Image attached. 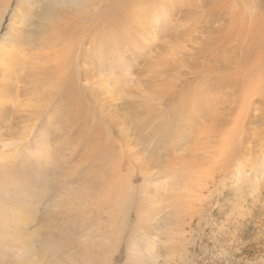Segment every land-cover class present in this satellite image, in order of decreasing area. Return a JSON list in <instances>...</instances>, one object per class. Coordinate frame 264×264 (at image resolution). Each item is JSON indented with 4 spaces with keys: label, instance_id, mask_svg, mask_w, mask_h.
Segmentation results:
<instances>
[{
    "label": "rangeland",
    "instance_id": "1",
    "mask_svg": "<svg viewBox=\"0 0 264 264\" xmlns=\"http://www.w3.org/2000/svg\"><path fill=\"white\" fill-rule=\"evenodd\" d=\"M33 1L36 4L41 0ZM213 1L106 0L99 3L97 0L96 14H92V20H89L92 25H87L89 22L84 20L85 26L82 19H78L74 32L67 34L64 30V35L58 38L55 35L61 30L56 23L66 24L70 20L55 14L54 31L50 33L52 39L45 38L47 33H43L28 43L30 36L27 33L33 29L30 25L37 18L39 5H33L26 11L27 30L23 37L14 33L16 37L10 21L24 0L22 3L9 0V5L8 0H0V17L4 14L0 23V46L6 38L9 42L18 40L23 65L16 70L21 73V88L23 79L26 87L22 93L16 94L17 86L10 87L15 79L4 78V65L0 63L3 98L0 100V137L6 139L7 136L15 144L18 143L16 139L22 141L21 144H13L11 150L7 149L5 153L0 147V264H264V96L260 97L264 94L263 89L260 91L264 84V0ZM195 4H201L203 17L213 21L204 23L201 28H194L193 31H198L191 36L193 31H187L190 35L184 34L183 25L189 9L193 11L196 8ZM57 6L60 7L59 4ZM97 6L104 8L98 12ZM208 6L229 9L207 13ZM244 7L247 9L241 12L244 16H241L242 22L237 14ZM63 9L65 14L69 13L67 8ZM232 10L235 20L237 18L242 27L245 20L246 27L249 26V30H246L250 31L251 36L246 33L247 43L237 40L230 45L232 48L227 47L228 52L226 46L219 48V63L217 58L207 61L205 56L203 59L204 65L216 70L203 68L202 73L196 72L198 61L192 60L186 53L181 54L179 50L185 52L191 49L193 44L200 41L196 36L201 33L207 38L214 37V44H218L220 33H215L214 28H225L226 19L223 21L222 17H229L233 14ZM72 12L77 16L83 15L74 10ZM102 15H107L105 28L101 24L103 18L99 17ZM197 15L194 14L193 21ZM19 24L14 23L15 26ZM231 24L230 28H233ZM21 25L24 27L23 22ZM251 26L255 33L250 30ZM70 36L78 54L76 90L83 94V87L89 85L86 96L90 97L82 114L85 118L89 112L92 119L88 125L79 122L75 127L73 142L63 144L69 151L75 152L73 166L64 169L62 165H54L62 169L63 176H59L61 173L58 171L61 170L57 169L45 177L47 180L39 181L33 164L53 146L46 148L49 144L41 146V142H34L39 135L43 141L50 139L55 126L46 123L49 112H44L26 140L20 137L22 131L31 126L33 110L43 103L45 92L40 84L36 89L30 85L46 81L44 73L49 57L32 53L47 49L43 46L46 41L52 49H59ZM239 43L244 45V50L249 49L241 54ZM169 45L178 47L177 53L171 49L168 51ZM260 48L262 50L258 52H262V56L260 54L255 61ZM163 55H166L164 66L154 64L152 67L151 64ZM226 55L232 59L228 60ZM83 58H88L89 66L95 69L92 82L81 80L79 66ZM235 80H239L240 85L244 84L237 93L231 86ZM159 81L166 84L164 90L173 82L180 84L181 81L182 89L190 86L194 92L201 94L199 100L192 104L193 108L198 109L194 123L180 122L181 127L192 133L194 125L205 124L206 120L207 126H212L208 122L209 117L203 113L207 108L215 112L220 123L216 132L207 137L200 135L195 144L187 145L170 139L173 134L169 133V122L158 116L162 111H173L174 117H179V113L182 114L181 96L178 92L166 100L159 98L156 94V83ZM207 87H211V91ZM63 99L65 106H69L66 98ZM78 100L81 101V98ZM68 102L75 104L74 100ZM249 102L251 105H247ZM56 103L63 108L59 100L55 99ZM65 110L59 114L58 109L51 110L56 122L61 115L67 114V108ZM144 112L151 114L150 119L153 120H147L140 126ZM241 114L244 127L250 128L249 134L243 133L242 144L238 143L239 151L246 153V146L250 147L249 153L244 155L236 154L237 146H234L237 145V118ZM250 115L255 118L251 119L248 117ZM258 115H262V120L256 119ZM140 131L145 133V137L140 135ZM151 131L154 134L150 135ZM173 144L176 147L170 154L155 158L168 145L173 148ZM82 145L87 149L84 150ZM49 150L51 154H57L56 148ZM37 156H40L38 160ZM99 157L107 165L92 166ZM90 163L92 167L88 166ZM171 163L175 166H171ZM144 165L148 168L143 169ZM118 183L123 184L122 196H126H121L123 206L112 205L115 195L111 188L119 189ZM72 203L76 208L72 207ZM80 208L84 213L79 214ZM50 216L53 219L49 220Z\"/></svg>",
    "mask_w": 264,
    "mask_h": 264
},
{
    "label": "bare ground",
    "instance_id": "2",
    "mask_svg": "<svg viewBox=\"0 0 264 264\" xmlns=\"http://www.w3.org/2000/svg\"><path fill=\"white\" fill-rule=\"evenodd\" d=\"M23 1V0H22ZM21 0H19V2L22 3ZM97 0H41L40 3H36L38 6V12H37V18L34 20V22H31V25L30 27L33 28L32 30L29 29L28 30V33L30 38H28V43H30L32 41V38H34L35 36H37L38 34H43V33H47L46 37L45 38H49L50 40L52 39V34L51 31H54V27H53V24H54V19H53V16L55 14H59L61 15L62 17H67L70 21L68 23H56L58 26L57 28H59V31L60 33L58 32L55 36L59 38V35H64L65 32H74V30L76 29V24H77V21L78 19L81 20L84 22L87 21L90 24L92 25L93 23H91V21L89 20H92L91 16L92 14H96L94 12V10H97L95 9L96 8V2ZM103 1H106V0H98L99 3L103 2ZM236 1V0H235ZM248 1V0H247ZM97 2V3H98ZM215 2V0L213 1ZM238 2V1H237ZM236 2V3H237ZM252 2V1H250ZM254 3V2H253ZM7 4L9 5V0L7 2ZM35 2L33 0H24V3L21 5V8L18 9L14 15L12 16L13 18V22H20L19 25L15 26L14 23L12 22V18H11V25L13 26L12 27V32L13 34L16 33L19 35H21V37H23V33L26 32L25 28H27V24H26V17H27V12L28 10H30L33 5H36ZM60 5V7H58L57 5ZM241 4V3H240ZM249 4V3H248ZM247 4V5H248ZM196 5V8L189 12V15L185 18V22H184V29L186 30H183L184 34H187V35H190L188 32L190 31H193L194 28H201L203 26L204 23H208V22H211L213 20H208L209 17L207 18H204L203 17V13H201L200 9L203 8V6L201 4H195ZM104 6V5H103ZM67 8L69 13L65 14L64 12V9L63 8ZM98 7V6H97ZM238 7V6H237ZM236 7V8H237ZM255 7V6H254ZM104 7H102L101 9L98 7V12H100ZM191 8V7H190ZM198 9V10H197ZM227 10L229 8H223V6H216V7H212V6H208V9L205 11L207 13H213L214 12H217V10ZM247 8L244 7V9L242 10H238L239 13L237 15L240 16V18H242L241 16V12H243L244 10H246ZM75 11L77 14L81 15V16H77L74 12L72 11ZM174 8H172L171 11H173ZM250 10V9H249ZM5 12V10H4ZM3 12V13H4ZM97 12V13H98ZM188 12V11H187ZM187 12H185V15L187 14ZM233 14H231L229 17H225L223 16V21H225L226 19V27L225 28H222V26L220 27H215V33H220V36L218 37L219 39L218 40V44L215 43L214 44V37H210V38H207V36H204V33H201L199 34V36H196L200 41L193 44L191 46V49L189 50H186L185 52H182L183 50H179L181 52V54L183 53H186L188 55H190V57L192 58V60H195V61H198L197 65L195 66L196 67V72L198 73H202L203 71V68H205L206 70L210 71V70H213L215 71L216 69L215 68H210L207 64H203V59L206 58L205 56H207V61H209L210 59H216L217 58V50L219 48H222L223 46H226V51H227V47H230L231 44H235V42L238 40V42H240L241 40L242 41H246L245 43H247V34L246 33H249L250 35V31L248 32L249 30V26L246 27V20L244 22V27H242V25L237 22V18L235 20V13H234V10H232ZM206 13V14H207ZM194 14H198L197 15V19L195 17V21L194 20ZM245 15H247V13L244 12ZM249 14V13H248ZM251 14V13H250ZM3 16L4 14H2V16L0 17V23L3 19ZM98 17V15H96ZM95 16V17H96ZM106 16L107 15H102V16H99L101 18H103V20H101V24L103 26V28H105L107 26V23H104V21H106ZM254 16V13L253 15ZM216 16H214L215 18ZM244 17V16H243ZM250 17V16H249ZM17 18V19H16ZM239 18V17H238ZM246 18V17H245ZM95 19V18H94ZM248 19V17H247ZM250 20V18H249ZM253 20V19H252ZM179 21V20H178ZM231 21V22H230ZM241 21V19L239 20ZM254 21V20H253ZM24 23V27L21 25V23ZM180 22V21H179ZM242 22H243V18H242ZM255 22V21H254ZM230 23L231 26H234L233 28H230ZM250 23H251V20H250ZM250 23H248L250 25ZM229 24V25H228ZM255 24V23H253ZM261 24L258 23V25ZM37 25V26H36ZM84 25L86 26L85 22H84ZM19 26V28H18ZM255 26V25H254ZM257 26V25H256ZM260 26V25H259ZM258 26V27H259ZM92 27V26H91ZM224 27V25H223ZM252 27V26H251ZM246 28H248V30H246ZM261 28V27H260ZM256 29V27H255ZM65 30V32H63ZM252 30L253 32V27L250 29ZM264 30V29H263ZM15 31V32H14ZM188 31V32H187ZM198 30H194L192 33H191V36H193V33H196ZM233 31H236L235 33ZM251 32V33H252ZM264 32V31H263ZM255 33V32H253ZM16 34H14L16 36ZM66 35V34H65ZM238 35V36H236ZM248 35V36H249ZM251 36V35H250ZM255 36V35H254ZM253 36V37H254ZM17 37V36H16ZM64 37V36H63ZM84 37V36H83ZM82 37V38H83ZM209 37V36H208ZM252 37V38H253ZM259 37V36H258ZM261 37H262V34H261ZM42 40L45 41V38L42 36L41 37ZM80 38V37H79ZM204 38H207V39H204ZM249 38V37H248ZM255 38V37H254ZM260 38V37H259ZM258 38V39H259ZM20 40V39H19ZM249 40H252L249 38ZM257 40V39H256ZM18 40H12L11 42L7 41V38L1 42V46H0V54H1V58H0V63L1 65H4V73L6 74L4 76V78L6 77H11L13 79H15V81L11 84L10 87H14V86H17L18 90L15 89V93L16 94H19V93H22L23 90H25V80L23 79V87L21 88L20 84L22 83V78H21V73L19 74L16 70V68L23 65V55L19 54V52H22L21 50H18ZM53 41H54V38H53ZM201 41H204V43H200ZM251 42V43H250ZM248 43H250L252 45V41H250ZM255 42V39L254 41ZM63 43V42H62ZM243 43V42H242ZM242 43H239L238 45H241ZM54 44V42H53ZM213 44H214V47H213ZM233 44V45H234ZM237 44V43H236ZM45 48L47 49H42L41 51H38V52H35V53H32V54H35L39 57H44V58H47L49 57L48 62L49 64L47 66H45V79L46 81H41V82H37L35 84V86H31L33 89H36L38 88V84H40L41 87H43L45 89V92L43 94V97H42V100H43V103H41L39 106H37L34 110H33V114L31 116V126L30 127H27L26 129H24L22 131V136L21 139L23 140H26L27 136H29V133L31 132V129L32 127L36 124V122L38 121V119H40V117H42L44 115V112H49L48 113V116L46 118V123L47 124H50L53 129H52V133H53V136L46 140L44 139L43 141V138H41L42 136L39 135L38 137V140H36L34 142V144L38 141V142H41V146H46V144H49L46 148H49L50 146H53L52 148H56V152L57 154H51V152H48L49 149H47V154L42 158L40 159L36 164H33V166L35 167V172L37 173V175L39 176V181H44V180H47L46 178L48 177L47 175L48 174H51L54 172V171H58V170H61L58 171V173H61L59 176H63V173H62V169H59L58 167H55L54 165H58L61 167V165L65 168H69V167H72L73 166V155H75L74 151L73 150H68V148H65L64 147V143H68V142H73L72 140L75 138V127L79 124V122H82L81 125H88L89 122H90V119H92L90 117V115L87 113V115L85 116V118L83 117V114L84 113V110H85V107L87 106V102H88V98L90 97H87L86 94H87V87L89 86L88 84L86 86H84L83 88V94L77 92L76 88H77V79H78V74H77V70H76V62L78 63V54L77 52L75 53V50H74V46H75V42L73 41V38L70 36L69 37V40L67 41V43H64L63 46L59 49H52V46L49 44V42H45L44 45H43ZM89 46V45H88ZM173 45H169L168 46V51H171L174 50L176 53H177V49H179L178 47H170ZM178 46V45H177ZM244 46V45H243ZM243 46L241 45L240 46V51H241V54L242 52L248 50H244L243 49ZM247 46V45H246ZM247 47H250L249 45ZM253 46V45H252ZM170 47V48H169ZM182 47V46H181ZM180 47V48H181ZM234 47V46H233ZM236 47V46H235ZM225 48V47H224ZM232 48V47H230ZM239 49V48H237ZM236 49V52L238 51ZM250 49H253V48H250ZM230 50V49H229ZM233 50V49H231ZM235 50V49H234ZM261 51L262 49H258V51ZM52 51H54V53H52ZM239 51V52H240ZM252 51V50H251ZM222 52V51H220ZM225 52V51H224ZM228 52V51H227ZM250 52V51H249ZM255 52V51H253ZM255 52V53H257ZM262 53V52H261ZM261 53H257L255 55V61L257 60V58H260V54ZM169 54V53H167ZM166 54V55H167ZM229 54V53H227ZM166 55H163V56H159V58L157 59V61L155 63H152L151 66L153 67L154 64L155 65H158V66H164L165 64V56ZM231 55V54H230ZM230 55H226L228 56L229 58H227L228 60H231L232 58L230 57ZM219 56H223V55H219ZM224 56H225V53H224ZM232 56H234L232 54ZM262 56V54H261ZM187 58V57H186ZM243 58V57H242ZM263 58V57H262ZM218 59V62L219 63V58ZM224 59V58H222ZM221 60V59H220ZM225 60V59H224ZM237 60V58H236ZM235 60V61H236ZM259 60V59H258ZM226 62V61H225ZM260 62V61H258ZM5 63V64H4ZM211 63V62H210ZM222 63V62H221ZM220 63V65H221ZM194 64V63H193ZM191 64V66L193 65ZM225 64V63H224ZM229 64V63H228ZM234 64V63H232ZM101 65V64H100ZM219 65V66H220ZM239 65V64H238ZM260 65V64H259ZM218 66V65H217ZM236 66V65H235ZM80 67V73H81V80L82 82H92L93 80L91 79L93 76H94V71L95 69L92 67L89 66V59L88 58H83V63ZM83 69H82V68ZM225 67V65H224ZM230 67H231V63H230ZM248 67V66H247ZM254 67V66H253ZM233 68V67H232ZM231 68V69H232ZM82 69V70H81ZM230 69V68H229ZM234 69V68H233ZM237 69V66L235 67V71ZM222 70V69H221ZM226 70V69H225ZM225 70L223 69L222 71L225 72ZM238 70V69H237ZM251 70H253L251 68ZM221 71V72H222ZM227 71V70H226ZM234 71V70H232ZM246 71V70H245ZM244 71V73H245ZM3 71H1V74H2ZM179 74H181V70L178 71ZM219 72V71H218ZM248 72V71H247ZM96 73H97V70H96ZM232 73V72H231ZM236 73V72H235ZM155 74V73H154ZM239 74V73H238ZM243 74V73H241ZM249 74V73H248ZM99 75V73H98ZM105 77V76H104ZM235 77V75L232 77V82L233 81V78ZM240 77V76H239ZM248 77V76H247ZM263 77V76H262ZM3 78V79H4ZM212 78V77H211ZM214 78V76H213ZM212 78V79H213ZM243 78V77H242ZM264 78V77H263ZM219 79V78H218ZM207 80V79H206ZM214 80V79H213ZM212 80V81H213ZM220 80V79H219ZM218 80V81H219ZM4 81V80H3ZM7 81V80H6ZM106 81V80H105ZM131 81V80H130ZM149 81V80H148ZM229 81V82H231ZM236 81V80H235ZM243 81V80H242ZM251 81V80H250ZM9 82H12V81H9ZM44 84H41L43 83ZM137 82V81H136ZM173 82V81H172ZM216 82H217V79H216ZM225 82V81H224ZM247 82V81H246ZM7 83V82H6ZM97 83V82H96ZM106 83V82H105ZM113 83V82H112ZM111 83V84H112ZM139 83V82H138ZM213 83V82H212ZM226 83V82H225ZM228 83V82H227ZM249 83V82H248ZM9 84V83H7ZM100 83H98V86H99ZM171 84V83H169ZM205 84V83H204ZM215 84V82H214ZM213 84V85H214ZM232 85V88L234 90L235 93L238 92V90H242L244 84L242 83L241 85L239 84V80H237L235 82V84L233 85V83H231ZM116 85V84H115ZM133 85H136V83H134ZM156 85L158 86V90L156 91V94H158L162 99V97L165 99V98H168L169 96H173V95H176L178 92H180V96H181V102H180V105H181V113H179V117H174V112L173 111H170L169 113L168 112H164L162 111L163 113H161L158 118H162L163 121H168L169 122V128H171L170 132L172 137H170V139H174L177 143L178 142H184V144H190V143H197V140L199 138L200 135L202 134H205V137H207L208 135H211L213 133L216 132V129L219 128L220 126V123L218 122V119L216 118V115H215V112L214 111H208V109H204L203 110V113L205 116H208L209 117V124L212 125V126H207V120H206V123H202V125H194L193 126V129H192V133L188 132L187 130H185L183 127H181V124L184 123V124H187L188 121L191 122L192 124L194 123L195 121V116L194 115H198V109H195L193 108L192 104L197 102V100H199V98L201 97V94H198L199 92H194V89L190 88V86H188L185 90L182 89L183 88V85H182V82L180 81V84L178 83H174L172 85H170L169 87H167L168 89H165L164 90V84L162 81H159L158 83H156ZM210 85H211V82H210ZM226 85V84H224ZM7 86V85H6ZM112 86V85H111ZM122 86V85H121ZM217 86V84H216ZM263 87L260 88V91H262V89L264 90V84L262 85ZM5 87V86H4ZM109 87V86H108ZM196 87V86H195ZM211 89V87H209ZM207 87V89H209ZM216 88V87H215ZM219 88V86H218ZM217 88V89H218ZM225 88V86H224ZM228 88V87H227ZM4 89V88H3ZM6 89V88H5ZM114 90V87L112 88ZM133 89V88H132ZM206 89V88H205ZM209 89V90H210ZM131 90V89H130ZM203 90V89H202ZM220 90V89H218ZM216 90V91H218ZM224 90V89H223ZM222 90V92H223ZM232 90V91H233ZM95 91V90H94ZM109 91V90H108ZM132 91V90H131ZM205 91V90H204ZM211 91V90H210ZM212 91H214L212 89ZM259 91V90H258ZM259 91V92H260ZM1 82H0V100L1 99ZM136 92V91H135ZM215 92V91H214ZM220 92V91H219ZM264 92V91H262ZM90 93V92H89ZM100 93V92H99ZM137 93V92H136ZM196 93V94H195ZM204 93V92H203ZM212 93V92H211ZM15 94V95H16ZM98 94V93H97ZM216 94V93H215ZM232 94V93H231ZM254 94V93H253ZM261 94V92H260ZM92 95V94H90ZM101 95V94H100ZM115 95V94H114ZM113 95V96H114ZM18 96V95H17ZM107 96V95H106ZM192 96V97H191ZM208 96V95H207ZM215 96V95H214ZM264 94H262L260 97H263ZM115 97V96H114ZM250 97V96H249ZM58 98V99H57ZM63 98H66L65 101H67V103L69 104V106H65V103H64V99ZM78 98H81V101L78 100ZM92 98V97H91ZM173 98V97H172ZM178 98V97H177ZM180 98V97H179ZM210 98V97H209ZM214 98V97H213ZM264 98V97H263ZM55 99L56 100H59L61 102V104L63 105V108H60V104L56 103L55 104ZM119 99V98H118ZM163 99V100H164ZM216 99V98H215ZM248 99V98H246ZM253 99V98H252ZM68 100H74L75 101V104L74 105H71ZM91 100V99H90ZM109 100V98H108ZM166 100V99H165ZM168 100V99H167ZM223 100V99H222ZM251 99H248V101H250ZM105 101V100H103ZM212 101H215V100H212ZM124 102V101H123ZM126 102V101H125ZM252 102V101H251ZM261 102V101H260ZM226 103V102H225ZM250 103V102H249ZM255 103V102H254ZM257 103V102H256ZM121 104V103H120ZM125 104V103H123ZM129 104V103H128ZM134 104V103H133ZM132 104V105H133ZM157 104V103H156ZM168 104V103H166ZM210 104V103H208ZM126 105V104H125ZM215 105V104H214ZM247 105H251L250 104H247ZM254 106V105H253ZM257 107V105H255ZM261 106V104L259 105ZM79 107V108H78ZM123 107V106H122ZM176 107L173 106V108ZM252 107V106H251ZM250 107V108H251ZM256 107H253V108H256ZM53 108H56L58 109V114L63 112L66 108H67V114H64V115H61L60 116V119L56 122L53 118V114L51 112V110ZM110 108V107H109ZM127 108V106L125 107ZM244 108V106H243ZM247 108V107H246ZM261 108V107H260ZM263 108V107H262ZM90 109V108H89ZM101 109V107L99 108ZM98 109V110H99ZM108 109V108H107ZM114 109V108H113ZM176 109V108H175ZM127 110V109H126ZM131 110V109H130ZM145 110V109H144ZM255 111H257L258 109H254ZM66 111V110H65ZM110 111V110H108ZM248 111V110H247ZM254 111V112H255ZM259 111V110H258ZM261 111V110H260ZM264 111V110H263ZM118 112V111H117ZM190 112V114H189ZM112 113V112H111ZM149 113V111H148ZM178 113V112H177ZM249 111L247 112V115H248ZM129 114V113H128ZM131 114V113H130ZM120 115V114H119ZM149 114H147V112H144V115L141 119V125L140 126H143L144 123L148 121H151L153 120L152 118L150 119L151 117V114L148 116ZM178 115V114H177ZM246 115V116H247ZM256 115V114H255ZM123 116V115H122ZM129 116V115H128ZM165 116H167V118H165ZM257 116V115H256ZM262 116V115H261ZM259 117L258 115V118L256 117V119H259L262 120L261 118L262 117ZM96 117V116H95ZM102 117V116H101ZM197 117V116H196ZM248 117H252L251 119H254L255 116H248ZM103 118V117H102ZM112 118V117H111ZM116 118V117H115ZM128 118V117H127ZM198 118V117H197ZM247 118V117H246ZM98 119V118H97ZM121 119V118H120ZM155 119V118H154ZM247 120V119H246ZM250 120V119H248ZM109 121V119H108ZM129 121V120H128ZM237 121H238V129L237 130V135H236V140H237V145H234V146H237V150H236V154L238 153H243L242 155L246 154V153H249L250 151V147L248 148V146H246L245 150L247 149V152L245 153L243 150L239 151V148H238V143L239 144H242V135L243 133L245 134H249V126H247L246 128L244 127V124H243V118H242V114L240 116H238L237 118ZM123 122V121H122ZM180 122H182L180 124ZM249 122V123H248ZM247 123L250 125L251 122L248 121ZM110 123V122H109ZM118 123V122H117ZM175 123L177 124V126L175 125ZM121 125V124H120ZM160 126H164V125H160ZM222 126V125H221ZM117 127V126H116ZM121 127V126H120ZM232 127V126H231ZM251 127V126H250ZM260 127V126H259ZM80 128V127H79ZM244 128H245V131H244ZM166 129V128H164ZM264 129V128H262ZM81 130V129H80ZM129 130V129H128ZM168 130V129H167ZM264 131V130H263ZM74 132V134H73ZM76 134H77V131H76ZM84 134V133H83ZM151 134H154V132H150V135ZM140 135L144 136L145 137V133H141L140 131ZM166 137V135H164ZM80 137V136H79ZM169 138V137H168ZM232 138L234 140V132L232 133ZM16 141L18 142L17 144L14 143L13 140H11L9 137L6 136V139H3L0 137V147L1 149L4 150V152L2 153H5L6 150H11V147H13V144L14 145H18V144H21L22 141H20L19 139H16ZM160 142V141H159ZM236 143V142H235ZM75 144V143H74ZM87 144V143H86ZM85 144V146H86ZM89 145V143H88ZM232 145V144H230ZM173 146V148H171L169 145L162 151V152H158L157 156H153V158L155 157L156 159L164 156V155H168L170 154L174 149H175V145H171ZM84 146L82 145V148ZM87 147V146H86ZM241 147V146H240ZM51 148V149H52ZM91 148V147H90ZM128 148V147H127ZM236 148V147H234ZM50 149V150H51ZM76 149V148H75ZM81 149V148H80ZM84 150L87 149V148H83ZM49 150V151H50ZM102 150V149H101ZM88 151H89V147H88ZM87 152V151H86ZM137 152V151H136ZM85 152L83 151V154ZM132 154V153H130ZM137 154V153H136ZM232 154V153H231ZM133 155V154H132ZM100 156V155H99ZM40 156H37V160L39 159ZM100 158V157H99ZM104 160V159H103ZM102 158L98 159V162L92 164V166H96V165H107V163L105 161H103ZM264 161V157L262 159ZM69 163H71V165H68ZM190 163V162H189ZM18 166L20 163H18ZM146 164V163H145ZM184 164V163H183ZM90 165V166H89ZM189 165V164H188ZM17 166V167H18ZM89 167H92L91 166V163L88 164ZM171 166H175V165H172L171 163ZM93 167V168H94ZM139 167V166H138ZM140 167H141V164H140ZM91 168V169H93ZM148 168L147 165H144L143 166V169H146ZM152 168V167H151ZM165 168V167H164ZM172 168V167H171ZM58 169V170H57ZM90 169V168H89ZM94 172V171H93ZM89 173V172H88ZM146 173V172H145ZM91 174V173H90ZM95 174L93 173V176ZM58 176V177H59ZM46 177V178H45ZM90 178H91V175H90ZM119 184V183H118ZM175 184V183H174ZM57 188V185L55 186V189ZM57 191V190H56ZM55 191V192H56ZM111 191L113 192V194L115 195V199L113 200L115 205L117 206H123L125 205L124 204V201H123V198H121L122 196V192H123V184H119V189L118 188H111ZM124 196V195H123ZM122 196V197H123ZM126 197V196H124ZM90 198V197H89ZM129 198V197H128ZM130 199V198H129ZM111 201V199H110ZM128 202V201H127ZM65 204H70L69 203H64ZM62 205V203H61ZM72 207L73 208H76L74 207L75 204L72 203ZM81 206V205H79ZM78 206V207H79ZM68 210H69V207H68ZM72 210V208H71ZM80 213H84V210L83 208H80L79 209V214ZM49 220L53 219L51 216L48 218ZM46 220V219H45ZM31 251V250H30ZM85 256V255H84ZM25 262V261H24ZM29 262V261H28Z\"/></svg>",
    "mask_w": 264,
    "mask_h": 264
}]
</instances>
